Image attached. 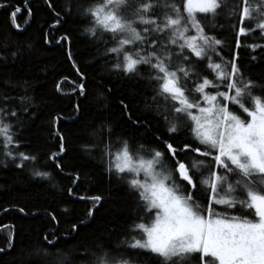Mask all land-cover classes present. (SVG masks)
I'll use <instances>...</instances> for the list:
<instances>
[{"label": "trees", "instance_id": "trees-1", "mask_svg": "<svg viewBox=\"0 0 264 264\" xmlns=\"http://www.w3.org/2000/svg\"><path fill=\"white\" fill-rule=\"evenodd\" d=\"M93 2L0 0V107L17 112L16 117L5 119L14 133L15 143L9 149L36 157L13 160L4 155L0 137V264H53V256L34 255L41 247L53 255L59 249L68 256V264L88 259L81 253L97 245L114 249L129 238L130 226L148 215L141 211L138 194L127 184L129 176L117 174L114 166L108 170L122 142L127 141L130 150L142 144L159 148L157 136L174 146L196 144L187 126L168 133L162 115L164 102H153L148 66L139 65L135 75L116 70V54L106 53L113 46L111 34L106 33L102 42L86 31L90 24L83 9ZM17 8L20 11L13 23L11 13ZM197 16L208 35L225 42L220 56L209 51L213 61L237 56L245 76L264 84V48L247 46L264 44L258 32L241 37L237 49L231 26L237 23L236 18L229 19L225 13L210 22V17ZM168 47L180 52L174 45ZM184 54L194 62L195 72L214 80L207 59L197 60L187 49ZM195 82V75L187 81L191 88ZM254 94L264 96V89L257 88ZM175 115L171 113L170 119ZM109 151L111 157L106 154ZM53 153L59 154L53 159ZM190 154L193 152L181 153L180 159L190 164ZM140 155L149 156L144 151ZM34 171L48 175L37 176ZM201 193L196 191L195 198L204 204L206 195ZM97 195L101 200L94 206L88 197ZM247 218L255 219L254 215ZM120 250L126 258H133V264H161L160 258L148 251Z\"/></svg>", "mask_w": 264, "mask_h": 264}, {"label": "snow or ice", "instance_id": "snow-or-ice-1", "mask_svg": "<svg viewBox=\"0 0 264 264\" xmlns=\"http://www.w3.org/2000/svg\"><path fill=\"white\" fill-rule=\"evenodd\" d=\"M19 11L17 8L11 13L13 23ZM83 12L89 18L86 31L92 37L103 42L104 35L111 34L113 46L106 53L116 54L113 68L135 75L139 65L148 66L153 102H164L162 115L168 133L187 126L197 143L174 146L157 136L159 148L142 144L130 150L128 142H122L108 170L114 166L117 174H129L127 184L138 194L141 211L148 215L139 218L143 222H134L129 238L114 249L104 245L91 251L85 249L81 255L88 259L80 264H133V258H126L121 247L148 251L159 257L161 264H192L193 260L196 264H264V96L254 94L255 89H264V84L245 76L237 56L229 61H213L209 51L220 56L225 42L208 35L197 16L210 17V22L225 13L229 19L236 18L237 23L231 26L238 49L241 37L258 32V38L264 39V0H94ZM168 45L178 47L180 52L174 53ZM247 46L253 50L264 48V44ZM185 49L197 60L207 59V67L215 73L214 80L195 72ZM193 75L196 82L191 88L187 81ZM79 88L83 94L84 85ZM171 113L176 115L170 119ZM16 116L15 110L0 107L4 155L13 160H35V156L9 149L15 143L14 133L12 124L5 119ZM60 140L62 153V136ZM141 151L150 158L141 156ZM184 152L197 154L190 164L180 159ZM58 154L53 153L51 158ZM106 154L113 155L110 151ZM33 174L48 175L40 171ZM201 188L206 193L204 204L195 198ZM88 199L95 206L101 197ZM229 209L240 215L230 214ZM88 214L91 216V210ZM249 215L255 219H248ZM45 240L53 245L47 237ZM34 255L53 256V264H68L69 259L59 249L53 255L42 247L35 249Z\"/></svg>", "mask_w": 264, "mask_h": 264}, {"label": "rangeland", "instance_id": "rangeland-1", "mask_svg": "<svg viewBox=\"0 0 264 264\" xmlns=\"http://www.w3.org/2000/svg\"><path fill=\"white\" fill-rule=\"evenodd\" d=\"M208 71H212V69H208ZM213 72V71H212ZM214 73V72H213ZM214 75H215V73H214ZM221 91H223L224 89H223V87H221V89H220ZM211 92H215V89H211L210 90ZM230 109L231 110H235V106H230ZM244 115H246V114H244ZM242 118H244L243 116H242ZM192 139H193V137H192ZM193 141H195L194 139H193ZM196 142V141H195ZM197 143V142H196ZM201 147H203V146H201ZM196 153H193V154H190L189 156H190V158L191 159H193V158H195L196 157ZM141 156H143L145 159H149L150 158V155L149 156H145V155H141ZM200 159H204L203 157H200ZM157 170L159 171V167H157ZM125 174H127V173H125ZM205 174H207V173H205ZM128 176H129V174H127ZM129 178H130V176H129ZM140 178L141 179H143V173H141V176H140ZM179 183H184V182H182V181H178ZM200 191L202 192L201 193V196L203 197L204 195H206V193H205V191L201 188L200 189ZM221 195H223V193H221ZM202 203V202H201ZM217 207V209H221L223 206H216ZM246 211V210H245ZM228 212L230 213V214H234V215H240V213H237V212H235L234 210H232V209H229L228 210ZM192 264H196V261H192Z\"/></svg>", "mask_w": 264, "mask_h": 264}]
</instances>
